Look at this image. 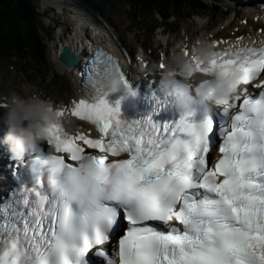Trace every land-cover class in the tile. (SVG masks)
<instances>
[{
    "label": "snow or ice",
    "instance_id": "snow-or-ice-1",
    "mask_svg": "<svg viewBox=\"0 0 264 264\" xmlns=\"http://www.w3.org/2000/svg\"><path fill=\"white\" fill-rule=\"evenodd\" d=\"M217 66L239 77L209 166L207 117L121 119L119 101L106 97L129 94L127 80L110 55L95 53L71 112L99 137L64 134L57 109L45 141L75 163L48 155L26 164L29 181L0 203V264H264V46L216 51L201 70Z\"/></svg>",
    "mask_w": 264,
    "mask_h": 264
},
{
    "label": "rangeland",
    "instance_id": "rangeland-1",
    "mask_svg": "<svg viewBox=\"0 0 264 264\" xmlns=\"http://www.w3.org/2000/svg\"><path fill=\"white\" fill-rule=\"evenodd\" d=\"M100 1L97 0L98 3ZM34 2L39 13L35 26L39 30L38 34L45 44V57L41 62V70L34 69V65L40 61L38 59L27 60L25 68L28 71L25 72V70L19 67V63L22 62L21 57L15 59L12 57L14 54H8L10 59H5L0 56V96H10L12 93L20 94L25 89L29 91L30 88H34L39 92H50L66 100L75 90V79L69 68L64 70L58 69L55 63L50 61V55L58 46L57 39L59 37L70 35V33L76 34L79 30L78 28L74 30L76 25L75 17L72 14L74 9L67 3L61 2L59 4L56 1L53 2V0H34ZM74 2L86 8L82 0H74ZM142 2L146 3V1ZM186 2L187 0L179 2L181 6L185 7H181L180 9L178 7L173 8V3L165 5L164 3L158 2L154 5H162L165 12L162 9L164 13H158L159 11L156 8L145 14L144 17L142 15H136V12L132 11L131 7L127 5L126 0H115L113 3L108 1L107 4L110 7L108 10H104H106L105 15L109 20H107V24H102L108 28L107 33L111 34L114 38H118L119 41L121 39L124 43L129 44L132 51H135L139 50L138 44L144 47H150L156 40L160 43L158 48H163V45L166 43L163 39L167 37L173 38L172 42H168L171 46L179 42L183 38L184 32H186L185 28L188 29V26H190V29L191 27L198 28L200 25H197L193 20V17H198L195 15L196 13L190 16L191 12H197L198 10V13L202 12L200 18L206 24L207 28H213V26L216 27L218 24H223L226 19L233 20L234 18L236 20V14L220 2L221 10L211 9L207 0L193 4L189 9L186 8L188 7L186 6ZM103 6L106 8L105 3ZM216 9H219V7ZM173 11L177 14L173 13ZM168 13L174 15L169 18H164V15ZM139 17L141 22L137 23L136 20ZM172 17L175 18L174 21H170ZM152 25H156L154 31L153 29L151 30ZM162 29H165L166 35H159V30L163 33ZM77 34L83 38L82 32L79 31ZM187 37L191 38L190 35H187ZM171 46L167 45L168 48Z\"/></svg>",
    "mask_w": 264,
    "mask_h": 264
},
{
    "label": "clouds",
    "instance_id": "clouds-1",
    "mask_svg": "<svg viewBox=\"0 0 264 264\" xmlns=\"http://www.w3.org/2000/svg\"><path fill=\"white\" fill-rule=\"evenodd\" d=\"M193 20L197 25L203 23L200 17ZM214 52L213 44L198 38L187 51L182 45H176L161 61L159 86L165 96L172 98V106L178 113H191L194 105L202 107L201 114L212 107L226 108L229 105L225 101L237 95L239 72L235 68L217 66L201 70ZM0 109L8 128L0 144L16 158H22L45 141L48 128L58 120L57 109L34 92L13 93L0 104Z\"/></svg>",
    "mask_w": 264,
    "mask_h": 264
},
{
    "label": "bare ground",
    "instance_id": "bare-ground-1",
    "mask_svg": "<svg viewBox=\"0 0 264 264\" xmlns=\"http://www.w3.org/2000/svg\"><path fill=\"white\" fill-rule=\"evenodd\" d=\"M56 1L57 3H67L68 5L72 6L74 9V12H72L73 16L75 17V21H76V25L74 27V30H76V28H78L79 30L77 31V33L80 31L83 33V38L80 37L79 34H71L70 35H63L61 37H59L57 39V47L56 49H54V51L52 52V54L50 55V61H52L53 63H55L56 67L60 70H64L69 68L68 66L64 65L62 62H60L57 59V53L59 51V49L62 47V45H68V47L72 48L73 50L77 51H81L82 49L86 48L87 46H91L92 44L95 43H103V44H107L108 46H110L111 48H114L116 51H118L121 56L124 54H128L129 51L131 50V46L127 43H124L120 38L121 44H118L117 42L113 41L110 36L108 35V33L105 31V29L100 25V24H95L93 23V19H91V17L88 14H91L89 12H85L84 9L79 8L77 6V4L74 2V0H53V2ZM244 0H241L240 4L243 2ZM248 1H254V0H248ZM57 6V5H56ZM199 11V10H198ZM198 11L196 12V16L201 17L202 12L198 13ZM242 17H247V14H243ZM242 17H237L236 15V20H231V19H226L225 22L223 24H218L216 27L213 26V28H207L205 23H201L199 25L198 28L195 27H191L188 26L189 28L186 29V32H184L183 38L175 43L173 46H171L170 48L167 47L168 42H172L173 38L171 37H167L164 38V42H166L163 46V48H158L160 43L159 41H155L153 42V45L150 47H143L145 48L142 52H140V54L138 55V60L141 64H146L147 67H152L153 64H155V58H158L159 61L157 64H155L156 66H159V64L161 63V61L164 59V57L167 56L168 51L172 48H174L176 45H182L184 47V49L187 51L190 46L192 45V43L196 40V39H202V40H206L207 42L211 43V44H215V43H222L225 39H228V42L225 44H236L237 42V30H242L241 31V35L244 39L246 40H252L253 38L251 37L250 34L246 33V31H244V26L243 24L240 23ZM250 21V20H249ZM250 25H255L254 22H250ZM264 29V27H263ZM73 30V29H72ZM161 30V29H160ZM159 30V35H166V31L165 29L163 30V33ZM261 33V32H260ZM187 35H190V37H187ZM262 35H257L256 39H258L257 41H264V39H261ZM82 39V40H81ZM162 41V40H160ZM140 46V45H139ZM83 55H86L85 53ZM77 64V63H76ZM154 65V66H155ZM72 67V66H71ZM75 79V78H74ZM76 80V79H75ZM76 83V81H75ZM76 85V84H75ZM78 85L75 86V93H72L70 96H68V99L66 101H63L60 97H58L55 94L52 93H47V92H39L38 90H35L34 88H30V92L26 91V89L23 92H20V94H24L25 92H29V93H36L37 95L40 96V98L51 102V104L53 105L54 108H60V109H66L67 111H69L71 113V109L69 108V106L72 104V100L70 98L79 95L78 92ZM13 94V93H12ZM10 96L8 95H4V96H0V104L4 103L7 101V99ZM65 110V111H66ZM67 120L69 123H67V125L69 127L74 128L76 125L78 126V128H81L83 126V122L82 121H77L74 118H72L69 114H67ZM216 127H219L218 124H214ZM213 136V134H212ZM5 173H6V169L4 168H0V182H5L6 178H5Z\"/></svg>",
    "mask_w": 264,
    "mask_h": 264
},
{
    "label": "trees",
    "instance_id": "trees-1",
    "mask_svg": "<svg viewBox=\"0 0 264 264\" xmlns=\"http://www.w3.org/2000/svg\"><path fill=\"white\" fill-rule=\"evenodd\" d=\"M86 7L91 10L95 15L103 16L106 10L109 9L108 1L111 3L115 0H82ZM142 1H146L143 3ZM126 0L127 5L131 7L136 15L149 13L150 11L158 9V13H164L163 6L154 5L158 2L168 5L173 3V8H185L179 4L183 0ZM200 0H187L186 8L189 9L193 4H198ZM105 3L106 8L103 6ZM163 4V5H164ZM196 6V5H194ZM106 9V10H104ZM163 9V11H162ZM157 12V11H156ZM39 13L34 0H0V56L5 59H10L8 54H14L12 57L15 59L21 57L22 62L19 63L20 67L27 72L25 63L27 60L38 59V64H35L34 69L41 70L42 61L44 60L45 44L38 34L35 23L38 21ZM145 17V16H144ZM138 18L137 23L141 21ZM33 66V65H32Z\"/></svg>",
    "mask_w": 264,
    "mask_h": 264
},
{
    "label": "water",
    "instance_id": "water-1",
    "mask_svg": "<svg viewBox=\"0 0 264 264\" xmlns=\"http://www.w3.org/2000/svg\"><path fill=\"white\" fill-rule=\"evenodd\" d=\"M58 60L66 66H72L77 60V56L70 50L68 45H62L58 51Z\"/></svg>",
    "mask_w": 264,
    "mask_h": 264
}]
</instances>
